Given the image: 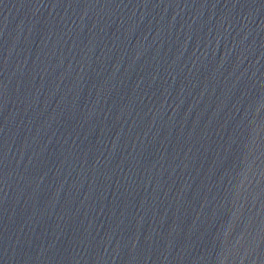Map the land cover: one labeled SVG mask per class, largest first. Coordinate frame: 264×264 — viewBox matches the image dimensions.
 <instances>
[{
  "label": "water",
  "instance_id": "1",
  "mask_svg": "<svg viewBox=\"0 0 264 264\" xmlns=\"http://www.w3.org/2000/svg\"><path fill=\"white\" fill-rule=\"evenodd\" d=\"M0 264H264V0H0Z\"/></svg>",
  "mask_w": 264,
  "mask_h": 264
}]
</instances>
